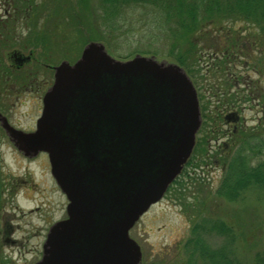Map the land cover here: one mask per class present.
<instances>
[{
	"label": "water",
	"instance_id": "1",
	"mask_svg": "<svg viewBox=\"0 0 264 264\" xmlns=\"http://www.w3.org/2000/svg\"><path fill=\"white\" fill-rule=\"evenodd\" d=\"M33 132L0 125L26 158L45 154L64 195L35 264H140L129 232L162 200L190 158L200 127L182 68L151 57L117 61L91 42L53 68Z\"/></svg>",
	"mask_w": 264,
	"mask_h": 264
},
{
	"label": "rangeland",
	"instance_id": "2",
	"mask_svg": "<svg viewBox=\"0 0 264 264\" xmlns=\"http://www.w3.org/2000/svg\"><path fill=\"white\" fill-rule=\"evenodd\" d=\"M77 1L18 0L14 3L15 13L20 15L21 20L13 22L8 28L10 32L3 35V37L8 35L4 38L8 45L6 49L3 48V52L0 50L2 61L0 65L3 67L1 73L7 76L4 83H8V86L3 92L0 91V94L3 93L0 95V103L7 105L5 114L16 129L25 130L33 127L41 107V95L52 81L51 68L62 62L71 64L74 59L80 57L84 47L92 42L87 41L84 44V41L91 36L101 37L103 34L105 38L97 43L102 44L109 55L117 61L131 60L139 55L177 65L169 56L163 18L157 9L150 5L136 7L124 14L121 13L115 25L114 23L106 25L101 18L104 15L99 0H86L87 6L84 11L78 9L80 6L78 7ZM42 5L47 7V11H42ZM34 7L40 14L38 12L35 14ZM53 23L55 26L52 30ZM42 32L46 33V48L43 49L40 45L39 48L32 47L35 35L44 36ZM14 42L16 45L11 47ZM13 51H18L23 56L32 52L31 62L17 70L12 63L11 53L8 54ZM24 78L37 80L38 94L20 92L16 99V93L12 92L13 86L10 83L14 80L20 82ZM243 119L247 128L253 131L256 125L254 113L245 110ZM208 150L210 154L206 160L207 164H201L198 169H192L191 164L185 169L184 166L179 175L181 180L182 178L186 180V185L192 192L187 196L189 199L177 200L172 191L165 194L129 232L130 238L140 247V264H185L186 256L182 245L189 239L193 224L200 221L201 216L210 221H229L235 225L238 220L233 212L242 208H245L249 215L247 223L250 221L253 223V226L248 228L250 234L247 236L251 245L248 252H239L236 257L249 263L253 254L264 250L263 193L251 190L246 193L244 201L229 205L224 200L216 198L213 193L222 175L217 154H220L222 149L215 146L212 141ZM194 156V160L197 161L199 153L195 152ZM257 158L252 163H255ZM187 175L194 183L201 185L202 190L199 193L192 189L193 184L188 181ZM0 179L5 187L0 209V254L7 259V264H35L41 258L42 245L49 228L65 219L67 201L50 174L47 156L38 154L30 159L24 157L1 129ZM193 197L200 200L205 198L209 205L197 209ZM180 201L189 204L185 206L187 208H183ZM195 211H198L197 215ZM6 230L9 231L8 235ZM203 236L213 249L223 244V239L213 233ZM4 238L14 243L4 242ZM238 238V243H241L239 235Z\"/></svg>",
	"mask_w": 264,
	"mask_h": 264
},
{
	"label": "trees",
	"instance_id": "3",
	"mask_svg": "<svg viewBox=\"0 0 264 264\" xmlns=\"http://www.w3.org/2000/svg\"><path fill=\"white\" fill-rule=\"evenodd\" d=\"M99 2L102 15H104L101 18L106 25L108 23H114L115 25L121 13L124 14L127 10L136 7L150 5L153 9H157L158 14L160 17L162 15L163 18L162 23L169 45V56L175 60L176 64L186 74H188L189 69L188 63L191 58V40L193 36L199 37L203 36L202 34L206 31L220 30L244 31V36L248 35L250 41L257 39L259 41L257 48H252L253 55L257 53V59H250L251 65L257 62L260 71L264 72V68L261 65L262 61H264V0H99ZM77 3L78 7L80 6L78 9L84 11L87 6L86 0H78ZM46 9L47 7L45 8L42 5V11H47ZM38 11L34 7L35 14ZM47 17L49 18V15ZM54 26L55 24L53 23L52 30ZM34 28L36 31V25ZM77 32L80 33L79 30ZM35 36L36 38L33 40L41 42L34 44L33 47L39 48L40 45L42 46L41 48L45 49L46 43L42 39L46 41V38ZM225 36L231 37L235 35L225 34ZM103 38H105L103 34L101 37L98 35H95V37L91 36L84 41V44L87 41L102 42ZM14 45H16L15 42L11 47H14ZM228 45L230 44L228 43ZM0 64H2V61H0ZM0 66V91L3 92L5 90L4 84L6 83L4 81L7 76L5 73H1L3 67L2 65ZM259 131L258 134L250 130L239 131V135L235 137L227 149L221 148L222 155L221 153L217 154V159L223 171L213 195L218 199L224 200L227 205L244 201L246 193L251 190L261 192L264 195V135L262 134L264 133V128L263 130L259 128ZM216 138V136L207 131H203L201 137L198 135L192 156L185 164L184 169L190 164L192 169H198L201 164L206 163L210 154L208 146ZM195 152L199 153L197 161L194 160ZM256 157H258L257 160L252 163ZM186 178L189 179V182H192V189H196L197 193L202 190L201 185L194 183L191 177L187 175ZM186 184L185 179L182 178L181 180L180 177H177L168 188L166 194L172 191L177 200H187L189 199L187 196H190L192 192H190L189 186ZM4 189L5 187H3L0 179V209L2 208ZM193 199L197 209L200 206L206 208L209 205L208 200L205 198L200 200L198 197H193ZM180 205L183 208H187L185 206L189 204L180 201ZM233 213L236 214L237 220H240L239 222L236 220L237 223L235 225L229 221H210L204 216H201V220L193 224L189 239L182 245L186 256L185 264H264V250H259L253 254L249 263L242 258L236 257L239 252H248L251 245L247 239L250 234L248 228L253 226V223L251 221L247 223L249 215H247L245 208ZM197 214L198 211H195V215ZM262 227L264 229V220ZM211 233L223 239V244L215 249L209 246L203 238L204 234L208 235ZM238 235L241 243H238ZM236 248L239 250L238 252H236ZM7 262V259L0 254V264H7Z\"/></svg>",
	"mask_w": 264,
	"mask_h": 264
},
{
	"label": "flooded vegetation",
	"instance_id": "4",
	"mask_svg": "<svg viewBox=\"0 0 264 264\" xmlns=\"http://www.w3.org/2000/svg\"><path fill=\"white\" fill-rule=\"evenodd\" d=\"M15 1L18 0H0V11H2L0 13L1 51L3 48L6 49L5 47L8 45V42L4 41L8 35L4 37L3 35L10 32L8 28L13 22L21 20L20 15L15 13L13 8ZM42 34L45 35H41V37L45 38L46 33L42 32ZM225 34H234L235 36L230 37L225 36ZM202 35L193 36L191 58L188 63V78L195 89L200 110V127L196 138L198 135L201 137L203 131L210 132L217 137L214 141L215 146L227 149L235 137L239 135V131L250 130L243 119L245 110L254 113L256 125L253 131L255 134H258L259 128H264V72L260 71L257 62L251 65L250 60L257 56V53L253 55L252 48L256 49L259 41L257 39L250 41L248 35L244 36V31L239 30L206 31ZM42 41L45 42L44 39ZM38 42L35 41L31 46L33 47ZM10 53L13 59L12 63L17 70L32 60V52L27 56H23L18 51L8 54ZM78 58L74 59L71 64H74ZM261 65L264 68V61ZM53 68L51 69L54 75ZM7 79L9 80V78ZM27 79H21L20 82L14 80L10 83L13 86L12 92L16 93V99H18L17 95L20 92L29 91L38 94L37 80L35 78ZM52 83L53 76L52 81L48 83V87L41 95V107H39V113L34 120L33 127L17 130L30 133L36 129V123L42 113L43 96L52 86ZM4 86H8V83H5ZM6 106V104L1 105L0 103V115L13 127L5 114ZM0 129L3 131L1 125ZM220 167L223 171L221 165ZM8 234L9 231L6 235ZM4 242L14 243L7 238H4Z\"/></svg>",
	"mask_w": 264,
	"mask_h": 264
}]
</instances>
